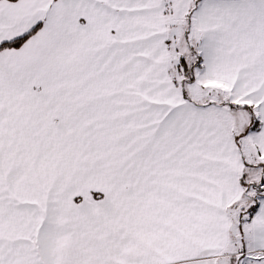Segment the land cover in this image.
I'll return each mask as SVG.
<instances>
[{
    "label": "snow or ice",
    "instance_id": "obj_1",
    "mask_svg": "<svg viewBox=\"0 0 264 264\" xmlns=\"http://www.w3.org/2000/svg\"><path fill=\"white\" fill-rule=\"evenodd\" d=\"M0 264H264V0H0Z\"/></svg>",
    "mask_w": 264,
    "mask_h": 264
}]
</instances>
